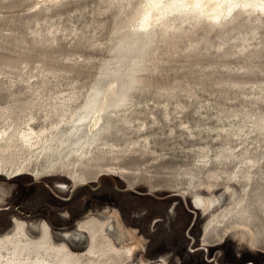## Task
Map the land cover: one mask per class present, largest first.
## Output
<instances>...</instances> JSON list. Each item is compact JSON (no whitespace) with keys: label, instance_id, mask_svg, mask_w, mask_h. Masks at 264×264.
Segmentation results:
<instances>
[{"label":"rangeland","instance_id":"rangeland-1","mask_svg":"<svg viewBox=\"0 0 264 264\" xmlns=\"http://www.w3.org/2000/svg\"><path fill=\"white\" fill-rule=\"evenodd\" d=\"M136 2L64 0L48 7L37 0H0V130L31 119L37 130L59 119L66 127L113 54ZM242 25L222 37L207 23L197 36L173 40L168 51H159L158 70L137 86L124 117L111 116L109 139L118 144L133 186L105 175L64 191L52 178L0 177V237L13 231L16 216L46 221L61 242L59 233L74 230L91 210L111 207L138 230L151 262L264 264V252L239 246L233 234L221 244L214 235L206 237L207 218L181 194L190 183L209 182L212 173L221 176L217 193L231 185L239 194L241 185L228 176L235 171L244 183L245 157L264 156V23ZM64 97L72 100L64 105ZM64 106L68 110L59 118ZM257 163L249 196L254 226L264 228V158L261 169ZM204 238L210 246H202ZM80 243L71 248L84 251L86 243Z\"/></svg>","mask_w":264,"mask_h":264},{"label":"bare ground","instance_id":"bare-ground-1","mask_svg":"<svg viewBox=\"0 0 264 264\" xmlns=\"http://www.w3.org/2000/svg\"><path fill=\"white\" fill-rule=\"evenodd\" d=\"M63 1L37 0V3L50 7ZM115 1L121 2L112 0ZM154 2V7L148 13L151 21L145 26V30L140 31L137 21L144 14L148 0H137L122 24L124 32L111 50L113 54L100 67L95 86L86 93L83 104L71 115L66 127H60L64 121L59 119L58 122L37 130L31 118L24 123L15 121L3 126L0 130V177L12 179L27 176L37 180L52 178L56 187L64 191L79 184L92 183L95 178L105 175L121 177L133 186L127 177L128 169L121 163L122 155L117 150L118 144L109 139V128L114 124L111 116L120 119L124 117L123 113L129 110L130 99L137 86L149 82L148 72L158 70L156 62L159 60V51H168L175 40L183 39L184 36L191 39L204 32L207 23L222 37L239 29L244 21L264 23V11L259 7L264 4V0H200L204 5H212L207 12L191 10L195 0ZM59 100L66 105L72 97ZM67 110L68 106H64L58 117L62 118ZM8 118L6 116L5 122ZM231 156L238 158L236 152ZM263 158L261 156L255 161L251 157H245L244 183L241 184L235 171L228 176V182L241 185L239 194L231 185L217 193L215 188L219 186L221 177L217 173L209 176V182L190 183L181 192L184 197L192 200L194 209L207 218L202 233L206 237L216 236L217 244L225 242L233 234L239 246L247 244L254 250L264 252V245L260 246L264 240V228L254 226L256 216L251 210L254 203L249 196L251 171L257 162L260 167V160ZM204 163L206 166L208 161L204 160ZM202 189H207L208 193L202 192ZM225 194L229 195V199L224 198ZM227 200H230L229 204H226ZM3 201L0 199V203ZM91 211L84 219L76 222L74 230L59 233L61 242L55 241L53 230L46 221L37 223L13 216V231L0 237V264L165 263L164 259L158 262L146 259L143 255V249L146 248L144 239L138 230L125 224L118 210L104 207L96 212ZM32 230L37 231L36 237L30 234ZM77 242L86 243L84 251L75 252L71 248V243ZM202 246H210L207 238L203 239Z\"/></svg>","mask_w":264,"mask_h":264},{"label":"clouds","instance_id":"clouds-1","mask_svg":"<svg viewBox=\"0 0 264 264\" xmlns=\"http://www.w3.org/2000/svg\"><path fill=\"white\" fill-rule=\"evenodd\" d=\"M154 0H148V3L145 5L144 14L137 21L138 30H145V26L148 25L151 21V17L148 15L149 11L154 7ZM162 6V5H161ZM237 7H253V5H236ZM177 7H183L182 5H177ZM212 5H204L200 0H195L191 5V10H197L199 12H207ZM260 9L264 11V4L259 5Z\"/></svg>","mask_w":264,"mask_h":264}]
</instances>
